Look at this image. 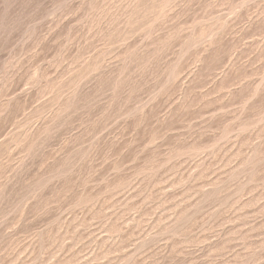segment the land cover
<instances>
[{
  "label": "rangeland",
  "instance_id": "374dc122",
  "mask_svg": "<svg viewBox=\"0 0 264 264\" xmlns=\"http://www.w3.org/2000/svg\"><path fill=\"white\" fill-rule=\"evenodd\" d=\"M0 264H264V0H0Z\"/></svg>",
  "mask_w": 264,
  "mask_h": 264
}]
</instances>
